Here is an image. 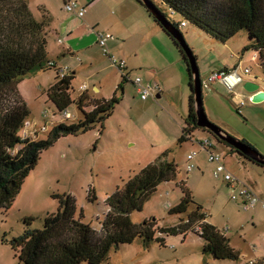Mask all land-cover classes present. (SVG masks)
<instances>
[{"label": "rangeland", "instance_id": "374dc122", "mask_svg": "<svg viewBox=\"0 0 264 264\" xmlns=\"http://www.w3.org/2000/svg\"><path fill=\"white\" fill-rule=\"evenodd\" d=\"M27 1L37 21H41L45 15L41 11L44 6L62 7L67 12L65 7L68 3L63 7L64 0ZM172 19L182 21L175 15ZM181 32L197 59L203 83V106L209 121L231 137L245 140L264 157V101L252 103L250 99L253 94L245 89V85L250 84L258 86V90L264 93V68L257 54L253 51L243 52L249 42L247 32H239L227 43L213 39L192 24L181 27ZM162 35L163 38L154 40L156 52L150 45L146 49V46L140 49L136 60L142 61L143 70L138 74L144 76L151 66L158 67L159 59L163 58L160 53L166 57L177 56L183 59L178 48L173 46L174 42L163 32ZM130 41L131 38H128L127 44H131ZM182 59L183 65H179L182 69L180 75L173 69L165 74L154 70L155 77L161 73L167 79L170 78V87L175 89L170 97L164 94L158 99L159 92L156 98L150 97L145 104L137 94V88L131 83L125 84L124 93H117L121 101L106 120L103 130L97 125L86 134L63 137L42 152L37 165L24 180L12 207L0 210V264H22L19 251L12 248L10 241L27 228L41 230L47 216L60 209L58 198L62 195H72L76 200V217L83 216L84 223L99 231L101 222L108 213L105 204L107 197L167 150L170 151L169 160L178 165V178L174 182L162 184L146 202L143 211L131 215L132 221L141 224L152 219L157 225L155 229H159L175 226L181 218H187L193 205L182 215L169 214L170 209L183 197L179 187L183 183L191 192L194 202L207 214L208 222L217 227L228 238L230 246L240 253V259L236 262H209L208 259L211 258H204L202 255L204 242L197 234L190 232L183 237L157 233L156 237H163L164 246L155 241L144 245L141 240L136 239L132 244L112 249L108 260L103 264H250L256 262V259L264 260V209L260 206L245 209L232 201L227 183L214 177L215 165L209 163L207 152H201L198 144L202 140L212 142L213 150L226 156L229 171L242 182L252 185L263 199L264 171L245 162L237 154H230L229 149L207 130L198 129L189 138L190 141L179 142L189 113L190 95L186 76L188 66ZM49 60L60 64L53 57ZM224 68L229 70H223ZM221 72L227 75L238 74L242 77V83L231 92L219 81L206 83L210 76ZM135 76L133 74V78ZM55 77L53 69L40 71L27 76L19 84V94L30 112L25 127L20 132L22 138L30 131L28 129L26 132L27 125L39 134L37 140H45L54 125L74 124L82 115L76 103L65 110L71 115L70 120L65 121L61 113H56L55 105L47 96L49 88L56 82ZM87 78L81 71L77 73L76 80L72 83L73 100L78 99L81 87H89L86 93L88 90L91 93L92 85L100 82L99 76ZM100 88L102 96L111 98L116 89L113 78L107 77ZM242 102L244 105H241ZM93 107H87V110H93ZM45 112L49 116L45 117ZM43 127H47V133L41 132ZM193 151L200 152L193 161L198 169L188 173L187 156ZM89 189L96 195L93 201L88 198ZM26 219H31L29 226L25 223Z\"/></svg>", "mask_w": 264, "mask_h": 264}, {"label": "trees", "instance_id": "16d2710c", "mask_svg": "<svg viewBox=\"0 0 264 264\" xmlns=\"http://www.w3.org/2000/svg\"><path fill=\"white\" fill-rule=\"evenodd\" d=\"M135 1L174 42L173 46L178 48L175 47L180 51L181 54L178 52L180 57L181 55L183 57L181 59L187 63L189 113L179 141L186 143L190 141L192 134L200 129L197 126L194 110L189 59L178 41L153 16L142 0ZM151 1L161 15L181 34V27L192 24L213 39L227 43L239 32L246 31L249 42L243 52L253 51L257 54L264 68V0ZM174 15L179 16L182 21L176 22L172 19ZM50 23L51 18L46 15L41 21H37L30 11L27 0H0V210H9L12 207L24 180L37 165L42 152L51 148L63 137L86 134L97 125L103 130L106 120L121 101L117 93L123 94L125 81H122L110 99L92 101L84 94L78 100H73L71 91H73L74 74L60 79L59 71L63 68L57 67L48 59ZM183 23L185 26H182ZM192 54L197 62L196 56L193 52ZM51 69L56 73V82L49 88L47 96L55 105L56 113L63 114L71 104L76 103L82 114L81 119L74 124L54 125L45 140L33 141L31 138H22L20 132L24 129L30 112L19 94L18 86L27 76ZM120 71L123 72L124 69ZM91 106H94V109L88 111L87 107ZM217 141L229 149L230 154H237L245 162L264 171V165L250 159L235 147L218 139ZM239 143L258 153L245 140H239ZM169 154V150L165 151L155 162L143 168L122 188H118L107 197L105 204L108 213L101 222L99 231L84 223L83 216L76 217V200L72 195L59 197L60 209L47 216L41 230L27 228L10 241L12 248L19 251L20 262L22 264H103L108 260L112 249L132 244L136 239L141 240L144 245L155 241L160 246H164L163 237H156L157 233L186 237L190 232L197 234L203 240L204 245L201 250L203 256L215 261H238L240 253L230 246L228 238L217 227L207 221V214L194 202L191 192L183 183L179 184L183 197L170 209L169 214L182 215L193 205L194 208L187 218H181L175 226L159 229H155L157 225L152 219L141 224L132 221L131 215L143 211L146 202L162 184L176 180L178 165L169 160ZM95 196L94 191L89 189L90 201L95 200ZM259 198L264 201L262 197ZM234 202L239 203V201ZM258 206L263 208L261 205L256 207ZM30 222L31 219L25 220L27 226ZM255 264H264V260H257Z\"/></svg>", "mask_w": 264, "mask_h": 264}, {"label": "crops", "instance_id": "0c3cea01", "mask_svg": "<svg viewBox=\"0 0 264 264\" xmlns=\"http://www.w3.org/2000/svg\"><path fill=\"white\" fill-rule=\"evenodd\" d=\"M70 2L77 3L76 13L81 9L86 10L83 18L78 17L76 13L63 11L62 7L58 8V6L54 5L44 6L41 11L51 18L48 29L49 38L47 52L50 54V58L53 57L58 59L60 66L53 60L49 61L54 62L57 67L68 68L70 73L75 76L74 81L79 71H81L82 74H86L88 77L87 79L100 77L99 84L96 82L92 85V92L90 93L89 90L87 91L88 93L79 92L78 99L84 94L92 101L110 99L101 95L100 88L101 83H104L109 76L113 78L116 89L122 81H125L123 84V93L124 85L129 83L134 85V80L136 78H141L144 84H157L160 87L158 99H161L164 94L170 97L175 92V89L170 87V78L168 77L167 79L166 75H162L161 73L155 77L156 73L154 70H160L165 74L173 69L178 75L182 74V69L181 67L179 68L182 61L177 56L171 58L160 53L159 55L163 58L159 59L160 65L158 67L151 66L152 70L150 67V69H148L150 71H146L144 76L138 74V72L143 70L142 61L136 60L140 49L145 46L144 49H146L150 45L156 52L154 40L158 37L163 38V35L158 25L135 0H64L63 7ZM101 36H109L107 41V47L109 49L108 57L103 55V50L99 45ZM127 37L131 38V44H127ZM121 41L123 43H121ZM109 57L117 60H124L126 62V69L121 72L116 67H113ZM227 69L229 70V68H224L223 70ZM133 74H136L135 78H133ZM182 76L183 78L185 77V72ZM72 87L74 89V86ZM238 87L234 88V90ZM148 101L149 99L143 102L147 104ZM80 119L81 116L78 118V121ZM225 157L224 155V164L226 165ZM196 169H198V167ZM177 178L178 174L176 179ZM179 181L180 180H177V182ZM246 185L253 187L250 184ZM253 189L255 190L254 187ZM258 195L262 197L260 194ZM239 204L238 205L241 206V202H239ZM208 260L210 262L213 259L211 258Z\"/></svg>", "mask_w": 264, "mask_h": 264}, {"label": "built area", "instance_id": "2783aa9c", "mask_svg": "<svg viewBox=\"0 0 264 264\" xmlns=\"http://www.w3.org/2000/svg\"><path fill=\"white\" fill-rule=\"evenodd\" d=\"M65 9L67 12H76L77 4L75 2H70L66 5ZM86 10L81 9L77 15L80 18H83ZM182 26H185L183 23ZM109 36H101L99 40V45L102 48L105 55H109L107 49V41ZM109 60L113 67L121 70L125 67L124 60H117L109 57ZM52 66V63L50 64ZM70 70L68 68H63L59 71V78L65 79V77L70 76ZM214 81H219L227 90L231 91L236 88L240 83H242V77L238 74L227 75L226 73H217L213 76H210L206 81L207 84L213 83ZM134 86L137 88V93L141 96L140 99L146 101L150 97L156 98L158 93L160 92V87L157 84L150 85L144 84L141 78H136L134 82ZM87 87H81L82 93L86 92ZM241 105H244L242 102ZM45 117L49 116L47 112L44 114ZM65 121L71 119V116L68 112H64L62 114ZM28 131L25 133L24 138H31L33 141L37 140L39 134L33 128H29V125L26 126ZM42 133H47V127H43L41 130ZM198 148L200 151H206L208 155V161L211 164L215 165L214 169V177L216 179H222L224 182L227 183L228 188L230 189V199L232 201H239L242 204V207L245 209H253L257 205H261L264 208V201L259 198L257 194H255L254 190L251 186L244 184L241 180L235 178L232 173L228 170L226 165L224 164V155H221L213 150V145L208 140H202L198 144ZM199 152L194 151L187 156V166L186 170L188 173L196 169V165L193 164V161L198 156ZM256 262H251L250 264H255Z\"/></svg>", "mask_w": 264, "mask_h": 264}, {"label": "water", "instance_id": "95a60500", "mask_svg": "<svg viewBox=\"0 0 264 264\" xmlns=\"http://www.w3.org/2000/svg\"><path fill=\"white\" fill-rule=\"evenodd\" d=\"M145 6L149 9V11L153 14V16L161 23V25L178 41L182 49L185 51L189 63L190 70L193 81V92H194V110L197 119V126L200 129L207 130L210 134L216 137L219 141L225 142L233 147H235L238 151H241L244 155L249 157L250 159L264 165V157L255 151H251L250 149L242 146L239 143V140L231 137L218 126L214 125L209 121L203 106V88H202V80L200 76V71L197 65L196 60L193 58V54L191 49L186 44L184 36L175 29L172 24L161 15L155 5L151 0H142ZM245 89L253 94L251 97V102L254 104H259L264 101V93L260 92L258 86H251L250 84L245 85Z\"/></svg>", "mask_w": 264, "mask_h": 264}, {"label": "flooded vegetation", "instance_id": "af4514ba", "mask_svg": "<svg viewBox=\"0 0 264 264\" xmlns=\"http://www.w3.org/2000/svg\"><path fill=\"white\" fill-rule=\"evenodd\" d=\"M202 85H203V83H202Z\"/></svg>", "mask_w": 264, "mask_h": 264}]
</instances>
